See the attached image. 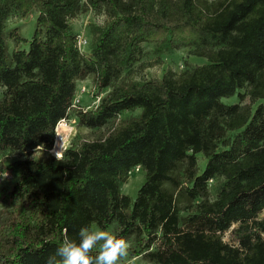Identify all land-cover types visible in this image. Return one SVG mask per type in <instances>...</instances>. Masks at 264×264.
Returning <instances> with one entry per match:
<instances>
[{
	"label": "trees",
	"instance_id": "trees-1",
	"mask_svg": "<svg viewBox=\"0 0 264 264\" xmlns=\"http://www.w3.org/2000/svg\"><path fill=\"white\" fill-rule=\"evenodd\" d=\"M88 11L104 24L91 26L86 55L69 22ZM13 13L37 17L30 40L10 35L8 56ZM144 44L157 55L193 49L206 64L137 81ZM90 75L97 95L111 90L85 111L73 101ZM0 92V156L51 150L72 109L90 131L116 123L61 159L0 161V172L20 173L7 198L34 213L0 237V264H45L83 226L112 228L150 263L264 264V0H0ZM136 167L145 181L132 200L119 184ZM8 243L11 257L1 253Z\"/></svg>",
	"mask_w": 264,
	"mask_h": 264
},
{
	"label": "rangeland",
	"instance_id": "rangeland-1",
	"mask_svg": "<svg viewBox=\"0 0 264 264\" xmlns=\"http://www.w3.org/2000/svg\"><path fill=\"white\" fill-rule=\"evenodd\" d=\"M211 3L213 0H206ZM37 14L33 13L25 19L20 18L17 14L13 13L10 15L5 23V39L7 41L8 56L11 55L13 50L16 48L14 42L10 39V35L16 34L17 36L30 40L34 29ZM72 32L85 41L82 49L80 50L83 54L89 55L90 45L92 43V35L90 33V28L92 25L102 26L104 24V17H97L93 12H86L78 15L75 19L69 22ZM20 48L26 49L25 45H21ZM142 58L140 63L135 65L132 69L136 73L135 79L137 81H146L150 79L161 78L168 70H171L175 76L180 73L191 70L195 67L206 64V60L198 58L193 55V49L182 48L173 54H163L157 55L155 52L154 45L144 44L142 46ZM155 62H159L160 65H153ZM152 65L146 70H141L140 65ZM128 73L124 74L120 80L113 84L114 87L122 84ZM111 89L104 90L101 94L97 95L93 87V76H87L85 79L80 80L76 83V93L73 101V107L80 108L81 110H90L99 104L101 98H103ZM0 92V99L1 94ZM241 91L240 94H243ZM225 104H238L240 103L239 98L233 97L231 99H226L222 101ZM247 103L245 100L242 104ZM74 111L70 112V117L66 121V126L60 128L58 131V137H62L64 151L75 147L81 141L92 142L96 140L103 139L110 131L113 130L116 123L110 122L106 127L97 130L90 131L82 128L78 125V120L75 117L78 109H72ZM141 114V110H136L134 112H127L121 115L123 121H131L136 119ZM120 119V120H121ZM74 129V130H73ZM70 132V133H69ZM72 134V135H71ZM56 138L54 140L53 148L51 150H45L42 148L28 149L26 153L30 155L34 160L38 162H43L49 157H54V154L50 152H55L58 149L56 145ZM63 151V153H64ZM25 153V157H26ZM62 153V156H63ZM54 155V156H53ZM61 156V158H62ZM25 157H20L17 153L6 152L0 156V161L4 163V166L12 165L13 163L23 160ZM60 158V159H61ZM198 170L199 173L204 169L206 160L202 155L197 156ZM19 170L16 168L8 169L0 172V237L9 238L12 227L19 224L22 221L33 222V211L28 208L21 200H14L7 198L8 192L16 185L19 181ZM145 181L144 172L139 170L138 172L132 170L125 182H121L120 192L121 194L134 200L139 188ZM216 180L209 182V188L211 193H214ZM92 228H96L92 226ZM108 231H112V228ZM224 241H227V236L224 237ZM130 244V243H129ZM131 245V244H130ZM5 256L13 255V243H8L3 246L1 250ZM122 264H155L144 260L142 257H133L129 254Z\"/></svg>",
	"mask_w": 264,
	"mask_h": 264
},
{
	"label": "clouds",
	"instance_id": "clouds-1",
	"mask_svg": "<svg viewBox=\"0 0 264 264\" xmlns=\"http://www.w3.org/2000/svg\"><path fill=\"white\" fill-rule=\"evenodd\" d=\"M55 143L58 149L50 154L60 159L64 151L62 137H58ZM129 254L130 244L125 238L99 227L83 226L77 239L65 234L45 264H122Z\"/></svg>",
	"mask_w": 264,
	"mask_h": 264
},
{
	"label": "built area",
	"instance_id": "built-area-1",
	"mask_svg": "<svg viewBox=\"0 0 264 264\" xmlns=\"http://www.w3.org/2000/svg\"><path fill=\"white\" fill-rule=\"evenodd\" d=\"M84 43H85V41H83L81 38H79L78 37V48H79V50H81L82 49V47H83V45H84ZM66 126V121H61L59 124H58V126H57V128H56V130H55V133H56V141H57V138H58V134H59V130H60V128H62V127H65ZM133 170H135V171H139L140 169L138 168V167H136V168H134Z\"/></svg>",
	"mask_w": 264,
	"mask_h": 264
},
{
	"label": "bare ground",
	"instance_id": "bare-ground-1",
	"mask_svg": "<svg viewBox=\"0 0 264 264\" xmlns=\"http://www.w3.org/2000/svg\"><path fill=\"white\" fill-rule=\"evenodd\" d=\"M74 130V129H73ZM70 133V132H69ZM72 135V134H71ZM63 153V152H62ZM54 156V155H53Z\"/></svg>",
	"mask_w": 264,
	"mask_h": 264
}]
</instances>
